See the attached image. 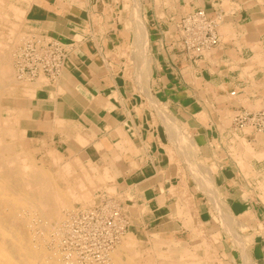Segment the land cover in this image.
Masks as SVG:
<instances>
[{"label": "crops", "instance_id": "obj_1", "mask_svg": "<svg viewBox=\"0 0 264 264\" xmlns=\"http://www.w3.org/2000/svg\"><path fill=\"white\" fill-rule=\"evenodd\" d=\"M135 4L148 36L143 43L151 71L147 77L127 73L129 58L121 54L136 40L130 0L31 4L27 18L32 26L62 39L66 57L59 80L36 90L30 113L23 118L24 131L65 158L82 159L88 166L93 161L98 173L109 171L113 180L108 184L116 189L114 194L103 190L100 195L116 194L130 220L129 232L136 236H156L158 243L174 249L191 244L199 224L204 231L199 238L215 239L218 253L229 255L230 264H239L242 251L213 226L215 218H221L213 208L221 203L248 229L239 231L248 239L251 262L264 264V133L251 125L249 131L233 125L238 110H264V0H137ZM198 9L210 15L221 10L225 17L220 44L191 61L180 50L177 23ZM155 103L163 110L159 112ZM164 109L183 122L180 134L176 125L166 124ZM191 164L203 174L200 181L191 175ZM205 172L212 175L208 181ZM179 180L184 181L182 186ZM174 188L190 190L193 205L180 190L172 193Z\"/></svg>", "mask_w": 264, "mask_h": 264}, {"label": "bare ground", "instance_id": "obj_2", "mask_svg": "<svg viewBox=\"0 0 264 264\" xmlns=\"http://www.w3.org/2000/svg\"><path fill=\"white\" fill-rule=\"evenodd\" d=\"M7 3V0H0V8H3L5 6V4ZM10 3V2H9ZM9 6H11L9 4ZM13 7V6H12ZM136 7V6H135ZM138 8V6H137ZM4 9V8H3ZM14 15L16 17V19H24V15H25V11L22 12V9L18 10L17 7H14ZM8 10V8H7ZM1 11V9H0ZM4 10H2L3 15L0 14V16H2V18L0 19V26H4V24H1L2 22L5 23H9L8 25L11 27L10 31H8L9 33L7 34V39L8 41H4V35H3V31H1V27H0V99H2L4 96H7L6 93L7 92H11V90H13L14 85L20 82L16 79V75L23 80L27 81H33L34 79H31L26 73H23L22 70L16 68L15 72L12 69L13 67L11 66V62H12V55L15 56V63L17 61V63L22 62L23 58L22 57V50H15V46L17 44H20V42L18 41H22V35L20 33V31L17 30L18 28V23L16 22H12L8 19H6L7 17L5 16L3 12ZM138 11V10H137ZM137 15V14H136ZM141 16V15H140ZM134 25L136 26V29L134 30V33L136 32V34L138 32H142L138 34V37H140V40L144 39V42H148V36L147 33L144 35L143 34V30H146V27L143 25V21L142 18L140 17H135L134 18ZM21 22V20H20ZM22 24V23H21ZM7 27V26H6ZM133 27V26H132ZM22 28V27H21ZM9 29V27H8ZM135 34V35H136ZM142 34V35H140ZM25 35V34H24ZM30 35V34H29ZM39 36V35H38ZM14 37V38H13ZM25 37V36H24ZM23 37V39H24ZM35 36H27L25 39V41L23 40L24 44H26L27 42H29L31 39H33ZM48 37V35H47ZM11 38V39H10ZM16 38V39H15ZM15 39V41L17 42H11V40ZM139 39V38H138ZM137 42L138 41H135ZM139 42H143V41H139ZM143 42V43H144ZM23 44V45H24ZM142 43H140L141 45ZM137 45V44H136ZM143 45V44H142ZM146 45H144L145 47ZM143 47V48H144ZM21 48V46H20ZM69 48V47H68ZM122 48V47H121ZM70 49V48H69ZM132 49V48H131ZM142 49V48H141ZM147 48L144 49V51H146ZM126 50V48H125ZM143 50V49H142ZM119 51V50H118ZM124 51V50H123ZM123 51H121V54H123ZM141 52V51H140ZM147 52V51H146ZM131 53V52H130ZM134 53V52H133ZM128 54L126 53V51H124V55ZM141 54H143V51L141 52ZM145 54V53H144ZM143 54V55H144ZM132 55V54H131ZM147 56V55H144ZM147 58V57H146ZM149 58V57H148ZM151 58V57H150ZM130 59V58H129ZM128 59V61H129ZM132 59L134 61H139L136 60V58L134 59L132 57ZM131 59V60H132ZM145 60V59H144ZM116 61V60H115ZM130 62V61H129ZM135 62V63H136ZM152 62V61H151ZM14 63V62H13ZM147 63V62H146ZM140 64V63H139ZM138 64V65H139ZM148 64V63H147ZM16 65V64H15ZM131 65V66H129ZM141 65V64H140ZM145 65V64H144ZM129 66L130 69H132L134 66L132 65V63L127 64L125 67V70L127 73H130L131 70L128 69L127 67ZM145 69H143V66L140 67L139 72H141L142 70L145 71V73H143L144 75H148L149 73H151V71L149 72V67L148 65H145ZM17 67V66H16ZM64 67V65H63ZM63 70V68H62ZM124 70V71H125ZM129 70V72H128ZM133 70V69H132ZM136 70V69H134ZM133 72V71H132ZM131 72V74H132ZM138 72V73H139ZM125 73V72H123ZM122 73V74H123ZM142 73V72H141ZM62 74V73H61ZM140 75V73H139ZM151 75V74H150ZM149 75V76H150ZM124 76V75H123ZM61 77V75H60ZM138 77V76H137ZM141 77V76H140ZM151 77V76H150ZM41 78V79H40ZM135 78V77H134ZM145 77H141V83L142 85L145 84L146 80L144 79ZM40 79V80H39ZM43 79V80H42ZM137 79V78H136ZM135 79V80H136ZM149 79V78H148ZM147 79V80H148ZM36 80H38L37 82H32L31 84H28L30 82L27 83V85H25V92L27 93L26 95H28L29 101L28 102H33L36 98V90L40 87L46 86V82H48V85L51 83L52 80H50L46 75L42 74L40 75V77H38ZM45 80V82H44ZM59 80L56 79V82ZM145 80V81H144ZM133 81V80H132ZM24 83H26L25 81H22ZM140 82V81H139ZM149 82V81H148ZM54 84V83H53ZM146 85V84H145ZM144 85V86H145ZM133 86V85H132ZM140 86V85H139ZM147 87V86H146ZM133 88V87H132ZM24 89V88H23ZM147 89V88H146ZM145 89V90H146ZM119 90V89H118ZM142 90V88L140 89ZM149 90V89H147ZM146 90V91H147ZM23 92V91H22ZM134 92V91H133ZM146 93V92H145ZM149 93V92H148ZM147 93V94H148ZM151 94V93H150ZM13 95V94H12ZM142 95V94H141ZM17 96V94H16ZM25 98V97H24ZM156 98V97H155ZM23 99V98H22ZM147 100V98H146ZM161 104V103H160ZM148 105V103H147ZM158 111L160 112L161 107L159 108V106L155 103ZM164 106V105H163ZM166 108V107H165ZM133 109V108H132ZM156 109V110H157ZM163 110V108L161 109ZM157 111V112H158ZM151 112V111H150ZM163 112V111H162ZM161 112V116H164V118L170 120L167 122L168 125H183L180 121V123L178 121H176L177 119H173L174 114L171 113L170 116H172L173 118H170L169 115L167 116L164 110V113L162 115ZM153 113V112H152ZM154 114V113H153ZM156 114V113H155ZM159 114V113H158ZM127 115H129L127 113ZM152 115V114H151ZM152 117V116H151ZM89 118V117H88ZM161 119V117H160ZM155 120V119H154ZM153 120V122H154ZM159 120V119H158ZM156 122V121H155ZM27 123V121H26ZM25 121L23 120L22 124H26ZM160 123V122H159ZM137 124V123H136ZM158 124V123H157ZM155 123V125H157ZM163 124V123H162ZM186 124V123H185ZM10 125V126H9ZM153 125V124H152ZM23 126V125H22ZM139 126V125H137ZM164 126V125H163ZM167 126V125H166ZM177 126V127H176ZM175 128H178L179 126L176 125ZM19 127V126H18ZM70 127V126H68ZM97 128V127H96ZM138 128V127H137ZM180 128V127H179ZM178 128V130H179ZM17 127L15 126V123H10L9 120L7 118H4L2 116H0V264H81L80 262H77V254L72 253L71 251H64L61 248V241H62V236L65 234L66 228H64V226L68 223V217L66 218V215L64 218H62V216L65 214L62 213V209L67 208V207H71L72 208V204L73 201H77L79 200L80 202L83 203H87L89 204L91 200V195L93 193V191L95 190H99L101 188H104L105 191H109V190H114L116 188L112 187L110 184H108L109 182H111L113 180V176H111V174L109 173V171L105 170L102 172V174H97L94 172V170L97 169H90L89 170H83L80 172H75L74 167L72 164H66L65 166H63L64 168L61 170H59V176L60 178L64 179L65 181H67L68 185L65 188H62L58 185L56 178L52 175V173H49L48 171L42 169L41 167H39V164H36L35 160L32 159V157L28 154V153H21L20 155L15 153V149H14V140L15 138L17 139V137H19L18 135V131H17ZM98 129V128H97ZM163 129V128H162ZM167 129V128H165ZM169 129V128H168ZM96 130V129H95ZM110 130V129H109ZM157 130V129H156ZM165 131V130H164ZM169 131V130H168ZM92 132V131H91ZM170 132V131H169ZM173 132V131H172ZM170 134V133H169ZM177 134V132H176ZM175 134V136H176ZM178 134L179 131H178ZM184 135V134H183ZM186 135V134H185ZM158 137V134L156 135ZM169 136V135H167ZM177 137H179L177 135ZM186 137V136H185ZM8 138V140H7ZM10 138V139H9ZM52 139V138H51ZM63 139V138H62ZM159 139V138H158ZM180 139H184V137L181 135ZM179 139V141H180ZM190 139V138H189ZM192 139V137H191ZM160 140V139H159ZM167 140V139H166ZM178 140V138H177ZM188 140V138H187ZM52 141V140H51ZM91 141V140H90ZM190 141V140H189ZM40 142V141H39ZM174 142V141H172ZM184 142V141H183ZM192 142V140H191ZM194 142V141H193ZM160 143V142H159ZM182 143V142H181ZM185 143V142H184ZM79 144V143H78ZM161 144V143H160ZM168 144V143H167ZM195 144V143H194ZM193 143L192 145L195 146ZM22 146V145H21ZM148 146V145H147ZM166 146V145H165ZM176 146H178V144H176ZM185 146V144H184ZM23 147V146H22ZM149 147V146H148ZM39 148V147H38ZM53 148V147H52ZM50 148V149H52ZM82 148V147H81ZM170 148V147H169ZM192 148V147H191ZM32 149V148H31ZM172 149V148H171ZM171 149L167 150L170 153H173L174 151H172ZM175 149V147H174ZM182 149V147H181ZM190 149V148H189ZM248 149V148H247ZM29 150V149H27ZM35 150V149H34ZM42 150V149H41ZM40 150V151H41ZM46 150V148H45ZM56 150V149H55ZM54 150V151H55ZM183 150V149H182ZM250 150V149H248ZM247 150V152H249ZM23 151V150H22ZM53 151V149H52ZM51 151V153H52ZM146 151V150H145ZM191 151V150H190ZM193 151H196V148L193 149ZM24 152V151H23ZM49 152V151H48ZM59 152V151H58ZM181 152V151H180ZM185 152V151H184ZM192 152V151H191ZM190 152V153H191ZM20 153V151L18 152ZM78 153V152H77ZM103 153V152H102ZM119 153V152H118ZM167 153V152H166ZM169 153V154H170ZM194 153V152H193ZM50 154V153H49ZM58 153H56L57 155ZM168 154V153H167ZM174 154V153H173ZM179 154V153H178ZM181 154V153H180ZM186 154V153H184ZM188 154V153H187ZM186 154V155H187ZM235 154V153H234ZM63 155V154H62ZM190 155V154H189ZM188 155V156H189ZM33 156V155H32ZM44 156V155H43ZM49 156V155H47ZM55 155H53L54 157ZM60 156V155H59ZM69 156V155H68ZM169 156V155H168ZM171 156V155H170ZM175 157V154L173 155ZM192 156V155H190ZM195 156V155H194ZM192 156V157H194ZM36 157V156H35ZM52 157V156H50ZM64 157V156H63ZM67 157V156H66ZM89 157V156H88ZM173 157V158H174ZM56 158V157H55ZM62 158V156H61ZM171 158V157H170ZM169 158V159H170ZM37 159V158H36ZM145 159V158H144ZM195 159V158H194ZM198 159V158H197ZM53 160V159H52ZM55 160H58L55 159ZM62 160V159H61ZM60 160V161H61ZM77 162L80 163V165L83 167L84 163L82 162V159H74ZM185 160V159H183ZM182 160V161H183ZM244 160V157L243 159ZM37 161V160H36ZM54 161V160H53ZM63 161V160H62ZM69 161V160H68ZM173 161V160H172ZM179 161V160H178ZM177 161V162H178ZM193 161V159H192ZM240 161V160H239ZM57 162V161H56ZM184 162V161H183ZM186 162V161H185ZM241 162V161H240ZM247 162V161H246ZM50 163V162H49ZM53 163V162H52ZM205 163V162H204ZM238 163V162H237ZM249 163V162H247ZM246 163V164H247ZM59 165L58 163H55ZM63 164V163H62ZM185 164V163H184ZM188 164L189 161H188ZM42 165V164H41ZM47 165V164H45ZM204 165V164H202ZM239 165V164H238ZM61 167V165H59ZM58 166V167H59ZM200 166V165H199ZM248 166V165H247ZM51 167V166H50ZM188 167L189 170H191V175L193 174V176L195 177V179L199 180V173L198 169L196 170V168L191 164ZM201 167V166H200ZM205 167V166H203ZM199 168V167H198ZM202 168V167H201ZM206 168V167H205ZM53 169V167H52ZM56 169V168H55ZM208 169V168H207ZM206 169V170H207ZM93 170V171H92ZM182 170V169H181ZM184 170V169H183ZM209 170V169H208ZM50 171V170H49ZM55 171V170H54ZM201 172V171H200ZM204 172V170H203ZM208 172V171H207ZM205 172V173H207ZM56 173V172H55ZM251 173V172H250ZM58 174V172H57ZM165 174V173H164ZM180 175V172L178 173ZM202 174V173H201ZM208 174V173H207ZM204 174V177L207 175ZM209 174H211L209 172ZM207 175V178L210 175ZM190 175V176H191ZM203 175V174H202ZM178 176V175H177ZM201 176V175H200ZM212 176V175H211ZM210 176V178H211ZM193 177V178H194ZM206 177L204 178V180L206 179L207 181L210 180V178L207 179ZM170 179V178H169ZM203 180V179H201ZM64 181V182H65ZM183 180H179L178 185L180 184L182 186V184L180 183ZM200 181V180H199ZM70 182V183H69ZM163 182V180H162ZM188 182V181H187ZM198 182V181H197ZM196 182V183H197ZM201 183V182H200ZM203 183V182H202ZM206 183V182H205ZM210 183V182H208ZM212 183V182H211ZM215 183V182H214ZM184 184V181H183ZM199 184V182H198ZM216 184V183H215ZM65 185V186H66ZM137 185V184H136ZM140 185V184H139ZM179 185V186H180ZM205 185V184H204ZM203 184H200V187L202 186L203 188L205 187ZM213 185V184H212ZM211 185V186H212ZM116 186V185H115ZM173 186V185H172ZM175 186V185H174ZM196 186V185H195ZM207 186V185H206ZM245 186V185H244ZM184 187V186H183ZM186 187V186H185ZM199 187V186H198ZM139 188V187H138ZM181 188V187H180ZM178 188V190H176V188L173 189L172 193H175V191H179L180 190V195L182 194V196H184V198H186L187 201H189V203L191 205L192 204V200H191V195H188L187 191L190 190H182ZM197 188V187H196ZM210 187L208 186V189ZM214 188V186H213ZM247 188V187H245ZM140 189V188H139ZM186 189V188H185ZM206 189V188H205ZM207 189V191H208ZM168 190H172V188L170 187V189L168 188ZM175 190V191H174ZM211 190V188L209 189ZM100 191V190H99ZM228 191V190H227ZM164 192V191H163ZM209 192V191H208ZM165 193V192H164ZM110 194V193H109ZM177 194H179V192H177ZM207 194V193H206ZM116 195V194H115ZM114 195V196H115ZM218 195V194H217ZM243 196V192L241 194ZM93 196V195H92ZM101 195H97L96 198L100 199ZM113 196V197H114ZM156 196V195H155ZM189 196V197H188ZM196 196V195H195ZM213 196L215 197L214 193ZM235 196V195H234ZM120 197V195H119ZM180 197V196H179ZM213 197V198H214ZM219 197V196H218ZM182 198V199H184ZM212 198V194H211V200ZM220 198V197H219ZM239 198V197H238ZM165 199V198H164ZM198 199V198H197ZM217 200V199H216ZM214 200V202L216 201ZM99 202V201H98ZM186 202V201H185ZM198 202V201H197ZM211 202V201H210ZM223 202V201H222ZM216 203H219V201L217 200ZM82 204V203H81ZM139 204V203H138ZM141 204V203H140ZM212 204V203H211ZM224 204V203H223ZM90 205V204H89ZM146 205V204H145ZM156 205V204H155ZM199 205V204H198ZM214 205V204H213ZM216 208L218 206V204H215ZM214 205V206H215ZM221 205V203L219 204ZM226 205V203H225ZM86 206V204L84 205ZM222 206V205H221ZM92 208V206H90ZM88 207V208H90ZM136 207V206H135ZM190 207V206H189ZM193 209L195 206H192ZM220 207V206H219ZM218 207V208H219ZM83 209H86L87 207H82ZM129 208V207H128ZM215 208V209H216ZM131 209V208H129ZM142 209V207H141ZM192 209V210H193ZM196 209V208H195ZM194 209V210H195ZM220 209V208H219ZM225 209V207H224ZM79 210V209H78ZM136 210V209H134ZM138 210V209H137ZM193 210V211H194ZM218 210V209H217ZM231 210V209H230ZM216 211V210H215ZM219 211V210H218ZM222 211V210H220ZM219 211V212H220ZM229 212V208L226 210ZM74 212V211H73ZM125 212V209H124ZM138 212V211H137ZM196 212V211H194ZM219 212H216L219 213ZM71 213V211H70ZM222 213V212H221ZM224 213V212H223ZM227 213V212H226ZM32 214H38L44 217V221H42L40 224H42V227L45 230V232H41L42 234L37 235L36 233L34 234L33 231L35 232V229L37 228H41V226L39 224H37V226L39 225V227H36L35 224L32 223V219L30 218L32 216ZM69 214V213H68ZM126 214V212H125ZM139 215V214H138ZM220 215V214H219ZM227 215V214H226ZM233 215V214H232ZM69 216V215H68ZM197 216V215H196ZM34 217V216H33ZM37 217V215H36ZM220 217V216H219ZM230 218V217H229ZM227 218V219H229ZM34 219V218H33ZM198 219V218H197ZM223 220V219H222ZM242 220V219H241ZM130 221V220H129ZM221 221V219H220ZM233 221V220H232ZM34 222V221H33ZM62 223V224H61ZM198 223V222H197ZM61 224V227H60ZM233 225H235L234 223H232ZM202 225V224H201ZM229 225V224H228ZM239 225V224H238ZM241 225V224H240ZM263 225V224H261ZM203 226V225H202ZM224 226V225H223ZM226 226V225H225ZM36 227V228H35ZM227 227V226H226ZM230 227V226H229ZM231 227H233L231 225ZM230 227V228H231ZM244 227V226H243ZM261 227V226H260ZM236 228V227H235ZM56 230L54 232L55 234V244L54 245V250L53 247L52 250L53 251H47L46 249V242L47 240L51 237L49 236V232L51 230ZM228 229V228H227ZM245 229V228H244ZM198 230L200 231V227L198 225ZM203 230V229H202ZM201 230V231H202ZM232 230V229H231ZM230 230V232H231ZM234 230V229H233ZM241 230V229H240ZM41 231V229H40ZM144 231V230H143ZM222 231V230H221ZM225 231V230H224ZM227 231V230H226ZM237 231V230H236ZM38 232V231H37ZM234 232V231H233ZM52 233V232H51ZM204 234L203 231L201 232V235ZM226 234V233H225ZM237 234V233H236ZM235 234V235H236ZM51 235V234H50ZM207 235V234H206ZM249 235V234H248ZM53 236V235H52ZM238 236V235H237ZM246 236V235H245ZM244 236V237H245ZM199 237V236H198ZM134 235L132 233H129V230L124 233L123 235H121L120 240L114 245V247L108 252V256L107 259L105 261L104 264H141V262L144 264V260L149 262V263H153L152 258L148 257V258H144L141 254L140 251L137 250V248L134 246L135 245V241H134ZM233 239V238H231ZM50 240V239H49ZM204 240V239H203ZM223 240V239H222ZM239 240V238H238ZM237 240V241H238ZM243 241V240H242ZM242 241H238V243L236 244H241V246L243 245ZM233 242V241H232ZM235 242V241H234ZM50 243V242H48ZM47 243V244H48ZM52 243V242H51ZM46 244V245H47ZM120 244V246H119ZM205 244L208 248L213 249V255H214V250H217L216 246L213 244L212 241H205ZM235 244V243H234ZM49 246V245H48ZM118 246V248H117ZM245 247V246H244ZM117 248V249H116ZM204 249V248H203ZM242 249V248H241ZM208 250V249H207ZM205 249V255H206V251ZM127 253L128 255V260L124 262V260L121 259V254L122 253ZM204 252V251H203ZM69 253L71 255H69ZM169 253V252H168ZM197 253V252H196ZM212 253H208L212 254ZM243 253V258L245 259L244 262H246L245 264H253L249 259L247 253H246V249H244L242 251ZM151 255V254H150ZM198 255V254H197ZM207 255V256H208ZM152 256V255H151ZM205 257V256H204ZM150 258V259H149ZM180 260V259H179ZM210 260V259H208ZM207 260V261H208ZM193 263H197V259L196 262L192 261ZM218 262V261H217ZM242 262V261H241ZM210 263V262H209ZM212 263V262H211ZM220 263V262H219ZM222 263V261H221ZM220 263V264H221Z\"/></svg>", "mask_w": 264, "mask_h": 264}, {"label": "rangeland", "instance_id": "obj_3", "mask_svg": "<svg viewBox=\"0 0 264 264\" xmlns=\"http://www.w3.org/2000/svg\"><path fill=\"white\" fill-rule=\"evenodd\" d=\"M36 0H7V3L5 4V6L3 7V8H0L1 9V11H0V14L1 15H3V13H2V10H4L3 12H5L6 11V13H4L5 14V16L7 17L6 19H8V20H10V21H12V22H16V23H20L19 25H18V28H17V30L18 31H20V33L21 34H23L24 32V34L22 35L23 37H24V39H23V37H22V41H18V42H20V44H17L16 46H15V50H22V48H23V44H24V42H23V40L25 41L26 39V37L27 36H35L36 35V37H38V35H44V36H47L48 35V37H47V40L49 41V40H56V41H59V42H61L62 44H63V46L65 47V45H64V43H63V41H62V39H56L54 36H52V35H49V34H46V32H39V31H37V29L36 28H34V25L32 26V21H30V19H28L27 18V12H28V10H29V7L31 6V4L33 3V2H35ZM136 1L137 0H130V10H131V12H132V20L131 21H133L134 20V18L136 17V8H134V6L136 5L135 3H136ZM10 2V3H9ZM165 2H167V3H172V0H165ZM9 4L11 5V6H9ZM13 6V7H12ZM14 7H17L18 8V10H20V9H22V12H24L25 13V17H24V19H16V15L14 14ZM7 8H8V10H7ZM20 8V9H19ZM21 11V10H20ZM15 15V16H14ZM2 18V16H0V19ZM20 20H21V22H20ZM6 22V21H5ZM5 22H2L1 21V24H4V26H0L1 27V31H3V35H4V38H3V40L4 41H8V39H7V34L9 33L8 31H10V26L8 25L9 23H5ZM22 23V24H21ZM133 25H134V21L133 22H131ZM7 26V27H6ZM8 27H9V29H8ZM22 27V28H21ZM147 33V31L146 30H143V34L144 33ZM139 33H142L141 31L140 32H138L137 34H136V32H135V34H134V36L136 37L135 39V41H138V43L137 42H135V44L132 46V47H129V48H127L126 50H124V51H126V53H128V54H125L126 56H127V58H130L129 59V61L127 62V64H130V63H132V65L134 66L132 69H130L129 68V66H131V65H129L127 68L128 69H130L131 70V72L133 71L134 73H138L139 72V70H140V67H142L143 66V69H145V65H149V64H147L146 62H147V58H146V56H144L145 54V51H144V49H145V47L142 45L143 44V42H144V39H142V40H140V37H138V34ZM145 33V34H146ZM30 34V35H29ZM144 34V35H145ZM140 35H142V34H140ZM14 38V37H13ZM35 38V37H34ZM139 38V39H138ZM11 39V38H10ZM16 39V38H15ZM15 39H13V40H11V42H17V41H15ZM139 41H143V42H139ZM140 43H142L141 45H140ZM137 44V45H136ZM20 46H21V48H20ZM144 47V48H143ZM132 48V49H131ZM143 50H142V49ZM66 49V48H65ZM121 51H123V50H121ZM124 51H123V54H124ZM143 51V54H141V52ZM131 52V53H130ZM134 52V53H133ZM132 54V55H131ZM132 57L135 59L136 58V60H139V61H134L133 59H132ZM132 59V60H131ZM145 59V60H144ZM14 62V63H13ZM24 59H23V61L22 62H18L17 63V61H16V63H15V56H13L12 55V62H11V66L13 67L12 69L14 70V72H15V70H16V68H18L19 69V65L20 64H22V65H24ZM136 62V63H135ZM141 65H140V64ZM16 64V65H15ZM126 64V65H127ZM139 64V65H138ZM145 64V65H144ZM17 66V67H16ZM21 66V65H20ZM22 67H20V69H21ZM134 69H136V70H134ZM22 70V69H21ZM128 72H129V70H128ZM133 72H132V74H133ZM142 72V73H141ZM141 72H139L140 74H143V73H145V71H141ZM28 75V74H27ZM29 76V75H28ZM142 76V75H141ZM30 78H31V76H29ZM147 77V76H146ZM18 78V79H17ZM60 78V77H59ZM16 79L18 80V81H20L19 83H18V85L17 84H15L14 85V88H13V90H11V92H7L6 93V95L7 96H4L2 99H0V116H2V117H4V118H7L8 120H9V122L12 124V123H15V126L18 128L17 129V131H18V136L19 137H17V139L15 138V140H14V149H15V153H17V154H21V153H28L31 157H32V159L33 160H35V162H36V164H39L38 166L39 167H41L42 169H44V170H46V171H48L49 173H52V175L56 178V180H57V183H58V185L60 186V187H62V188H65V187H67V185H68V183H67V181H65L64 179H62V178H60V176H59V170H61V168L63 169L64 167L63 166H65L67 163L69 164H72L73 165V167H74V170H75V172H80V171H83V170H89L90 171V169L92 168H94L95 167V165H94V163H93V161H91V164H89V166L88 165H86V164H84V166L82 167L81 165H80V163L79 162H77L76 160H74V159H72V158H65V157H63V155H62V153H61V151H59V150H55L54 148H52L53 149V151H52V149H50V147L48 146V145H46L45 143H41V142H39V140H31L29 137H28V135L26 134V132L24 131V128H23V118L24 117H26V115H28L29 113H30V108H31V106H32V103L34 102H28L29 101V98L30 97H28V95H26L27 93L25 92V85H27V83L28 82H30V83H28V84H31L32 82H37L38 80H31V81H27V79L26 80H23V79H20L17 75H16ZM32 79V78H31ZM41 79V78H40ZM39 79V80H40ZM43 80V79H42ZM139 80H141V79H139ZM22 81H25L26 83H24V82H22ZM145 81V80H144ZM44 82H45V80H44ZM51 82H53V81H51ZM56 81H54V83H55ZM33 84V83H32ZM46 85H48V82H46ZM24 88V89H23ZM23 91V92H22ZM13 94V95H12ZM16 94H17V96H16ZM25 97V98H24ZM23 98V99H22ZM259 109V108H258ZM257 109V110H258ZM164 110H166V109H164ZM164 112V111H163ZM171 113H175V112H172V110L171 111H165V113L164 114H166L167 116L169 115V117L170 118H172L170 115H171ZM164 120L166 121V122H168V121H170V120H168V119H166V118H164ZM177 121V120H176ZM165 122V123H166ZM167 124V123H166ZM168 125V124H167ZM176 125H178L179 127H180V125L179 124H177L176 123ZM10 126V125H9ZM19 126V127H18ZM182 126V125H181ZM252 128H250V127H248V128H246V131H249V130H251ZM176 130L178 131V128H176ZM263 136V135H262ZM10 139V138H9ZM7 140H8V138H7ZM23 147H22V146ZM39 147V148H38ZM32 148V149H31ZM45 148H46V150H45ZM247 148H249V147H247ZM246 148V151L248 150ZM27 149H29V150H27ZM35 149V150H34ZM42 149V150H41ZM24 152H23V151ZM41 150V151H40ZM55 150V151H54ZM20 151V153H18ZM49 151V152H48ZM51 151H52V153H51ZM59 151V152H58ZM192 151H193V149H192ZM50 153V154H49ZM56 153H58L57 155H56ZM33 155V156H32ZM44 155V156H43ZM47 155H49V156H47ZM53 155H55L54 157H53ZM60 155V156H59ZM36 156V157H35ZM50 156H52V157H50ZM61 156H62V158H61ZM56 157V158H55ZM37 158V159H36ZM58 158V160H55V159H57ZM54 161H53V160ZM63 161H62V160ZM37 160V161H36ZM61 160V161H60ZM69 160V161H68ZM57 161V162H56ZM50 162V163H49ZM53 162V163H52ZM54 162L55 163H58L59 165H61V167L59 166V165H57V164H54ZM83 163H84V161H82ZM193 162V161H192ZM63 163V164H62ZM42 164V165H41ZM45 164H47V165H45ZM51 166V167H50ZM59 166V167H58ZM52 167H53V169H52ZM194 167L196 168V170L198 169V166L197 165H194ZM56 168V169H55ZM94 169H97L96 167L94 168ZM50 170V171H49ZM55 170V171H54ZM93 171V170H92ZM56 172V173H55ZM57 172H58V174H57ZM94 172L95 173H97V174H102V173H98V170H94ZM199 172H197V174H198ZM200 175L201 174H199V177H200ZM202 176V175H201ZM65 181V182H64ZM67 185H66V184ZM70 183V182H69ZM66 185V186H65ZM100 190V191H99ZM99 190H95V191H93V193H92V195H91V200L90 201H88V202H90L89 204H87V203H83V202H80L79 200H77V201H73V204H72V208L73 209H70L71 207H67V208H64V209H62V213L64 214L63 216H62V218H64L65 217V215H66V218L68 217V219L70 218V216L72 215V214H74L75 212H78V211H80L81 209H83L82 207H90V206H93L94 204H96L99 200H101L103 197H101L100 196V199H97L96 198V196L97 195H100V194H102V192H103V190H104V188H101V189H99ZM110 194H114V191L112 190H109L108 191ZM111 197V196H110ZM113 197V196H112ZM114 198V197H113ZM115 199H116V197H115ZM82 203V204H81ZM86 204V206H84ZM220 206V207H219ZM220 209H219V208ZM216 208V207H215ZM215 208H213L214 209V215L216 216V215H218V216H220L221 218H215V220H216V223H215V225H213V226H215V228H216V230H222L223 231V233H226V235H228V236H230V237H228L227 238V240H229L230 238H233V239H231L232 241H233V245H235V247H238V249L239 250H241V251H243L244 249H246V247L248 248L249 247V244H248V246H247V241H248V239L247 238H245L246 236L245 235H242V232H247V230L248 229H246L245 228V226H244V224H241V225H238V222H237V220H236V218L234 217V216H232L231 215V212H230V208H229V212L228 211H226L228 208L226 207L225 209H224V206H221V205H218L217 206V208H216V211H215ZM79 209V210H78ZM220 211V210H222V211H218V210ZM70 211H71V213H70ZM74 211V212H73ZM216 212H219V213H217L216 214ZM222 212V213H221ZM224 212V213H223ZM227 212V213H226ZM69 213V214H68ZM220 214V215H219ZM227 214V215H226ZM36 215H37V217H36ZM69 215V216H68ZM34 216V217H33ZM230 217V218H229ZM31 219H32V223L33 224H35V226L36 227H39V225L41 226V228H36L35 229V232L33 231V233L35 234H37V235H40V234H42L43 232H45V230H42V229H44L43 227H42V224H40L42 221H44V217L43 216H41V215H38V214H32V216L30 217ZM34 218V219H33ZM227 218H229V219H227ZM220 219H221V221H220ZM223 219V220H222ZM233 220V221H232ZM34 221V222H33ZM45 222V221H44ZM43 223V222H42ZM232 223H234L235 225H233ZM37 224H39L38 226H37ZM62 224V223H61ZM61 224H60V227H61ZM229 224V225H228ZM198 225L199 224H197V226L194 228V231L196 230L197 231V233H196V231H195V237L196 238H194V240L192 241V243L190 244V242L187 244H183V245H178V246H176V247H173L174 249H172V247L170 246H167V244H164V243H158L156 240H155V238H156V236H151L150 238H148V239H144V238H140V237H138V236H136L135 234H133L132 232H129V233H132L133 235H134V241H135V247L137 248V250H139L140 251V254L145 258H148V257H151L152 258V261L154 262V264H220L221 263V261H222V263L221 264H230V256L229 255H227V256H225V254L223 253V254H220V253H218V249L217 250H214V255H213V249H211L210 250V248H208L207 246H206V244H205V241L207 240V241H212L213 242V244L216 246V248H218V246H217V243H216V240L215 239H206V238H199L198 236H202L201 235V232L203 231L202 229V231L200 230H198ZM224 225V226H223ZM227 227H226V226ZM231 225L233 226V227H231ZM62 226H64V225H62ZM231 228H230V227ZM240 227V229H241V231L242 232H240L239 230L240 229H237V227ZM244 226V227H243ZM65 227V226H64ZM200 227V226H199ZM236 227V228H235ZM228 228V229H227ZM245 228V229H244ZM40 229H41V231H40ZM232 229V230H231ZM234 229V230H233ZM225 230V231H224ZM227 230V231H226ZM230 230H231V232H230ZM239 231V232H237V231ZM38 231V232H37ZM56 230H51L49 233L51 234H49V236H51L48 240H47V242H46V244L48 243V242H50V243H48L47 245L45 244V246H46V249H47V251H53L55 248H54V245H52V244H55L56 245V242H54L55 241V234H54V232H55ZM234 231V232H233ZM42 232V233H41ZM52 232V233H51ZM40 233V234H39ZM203 233H204V231H203ZM237 233V234H236ZM239 233H241L240 235H239ZM236 234V235H235ZM53 235V236H52ZM239 237H238V236ZM245 236V237H244ZM239 238V240H238V238ZM204 239V240H203ZM240 242V241H242L243 242V245L241 246V244H236V243H238V241ZM235 241V242H234ZM52 242V243H51ZM235 243V244H234ZM49 245V246H48ZM119 246H120V244H119ZM245 246V247H244ZM51 247H53V250H52V248ZM117 248H118V246H117ZM116 248V249H117ZM204 248V249H203ZM242 248V249H241ZM65 248H62V250H64ZM205 249L207 250L206 251V255H205ZM67 250V249H66ZM66 250H64L65 252H66ZM186 250V251H185ZM68 252L70 251V250H67ZM183 251L184 252H187V253H183ZM204 251V252H203ZM169 252V253H168ZM172 252H174L175 254L173 255V254H171ZM197 252V253H196ZM208 253H212V254H209L208 255ZM152 256H151V255ZM198 254V255H197ZM122 256H121V259L122 260H124V262L125 261H127L128 260V255H127V253H122L121 254ZM149 255V256H148ZM208 255V256H207ZM148 256V257H147ZM205 256V257H204ZM173 257H175L174 259H173ZM125 259H127V260H125ZM150 259V258H149ZM180 259V260H179ZM185 259V260H184ZM196 259H197V263H193L192 261H194V262H196ZM208 259H210V260H208ZM168 260H170V261H168ZM208 260V261H207ZM244 258H243V253L241 254H239V264H245L246 262H244ZM186 261V262H185ZM218 261V262H217ZM242 261V262H241ZM210 262V263H209ZM212 262V263H211ZM220 262V263H219ZM141 264H143L142 262H141ZM144 264H153V263H149V262H147V261H145L144 260Z\"/></svg>", "mask_w": 264, "mask_h": 264}, {"label": "built area", "instance_id": "obj_4", "mask_svg": "<svg viewBox=\"0 0 264 264\" xmlns=\"http://www.w3.org/2000/svg\"><path fill=\"white\" fill-rule=\"evenodd\" d=\"M224 17L221 10L210 15L206 10L198 9L179 20V47L188 60L196 61L220 44L219 30ZM22 53L21 58L25 62L19 66L32 79L44 74L54 82L60 77L66 57V49L61 42L48 41L47 36L39 35L24 44ZM235 94L233 91L232 95ZM233 125L240 130L251 125L264 133V110H238L234 114ZM129 227L130 221L123 206L117 199L106 196L92 208L81 209L70 216L64 227L66 231L62 236L61 248L77 254L76 263L104 264L108 252Z\"/></svg>", "mask_w": 264, "mask_h": 264}]
</instances>
